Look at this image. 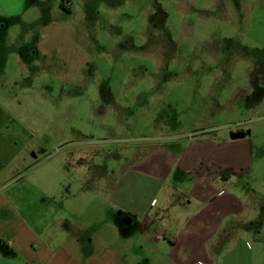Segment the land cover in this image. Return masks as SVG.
Masks as SVG:
<instances>
[{"label": "rangeland", "instance_id": "rangeland-1", "mask_svg": "<svg viewBox=\"0 0 264 264\" xmlns=\"http://www.w3.org/2000/svg\"><path fill=\"white\" fill-rule=\"evenodd\" d=\"M61 2L0 0L8 24L0 30V108L11 127L28 130L41 161L0 194L38 188L59 197L46 209L31 204L36 196L16 202L37 225L54 215L69 222L43 233L57 237L63 258L50 264H85L83 254L64 257L72 233L112 242L98 255L111 253L117 264H181L167 241L120 224L121 191L103 192L86 173L89 164L119 173L126 145L169 144L202 129L247 138L241 189L264 212V91L251 85L260 71L264 88V0H69L72 15ZM197 261L208 264L205 256L189 264ZM210 264H264V216L237 228Z\"/></svg>", "mask_w": 264, "mask_h": 264}, {"label": "crops", "instance_id": "crops-1", "mask_svg": "<svg viewBox=\"0 0 264 264\" xmlns=\"http://www.w3.org/2000/svg\"><path fill=\"white\" fill-rule=\"evenodd\" d=\"M1 20L6 23L2 29H7V22ZM256 73H251L252 86ZM13 119L8 110L0 108V192L8 182L24 180L28 176L26 171L41 162L37 148L28 139V130L11 127ZM217 132L219 130H191L175 134L169 144L126 145V157L121 159L119 173L107 166L98 171L92 164L86 165V173L93 170V178L101 187L104 185L103 192L121 191L120 199L115 201L116 207L122 210L118 217L120 224L125 219L128 227L150 235L151 242L167 241L171 254H175L181 264L201 260L204 256L210 264L225 242L233 238L237 228L252 226L264 216L255 194L250 190H245L244 194L241 189L243 146L251 153V147L249 151L245 145L247 138L226 140L214 134ZM39 148H44V144ZM115 174H119L116 181L120 182V187L116 188L113 185ZM98 189L101 191L100 187ZM29 193L32 195L5 197L0 194V264H17V260L24 264H50L61 259L53 249L57 237H44L43 233L51 225L60 224L65 229L69 222L54 215L49 223L37 225L33 221L37 219L34 213L29 214L28 210L24 216L16 203L17 199L36 196L39 200L32 199L31 204L39 202L40 208L46 209L57 203L59 197L38 188H31ZM66 244L70 246L64 256L68 260H79L84 255L85 264H107L113 257L110 264H117L111 253L98 255L99 250L107 252L112 242H103L101 246L94 244L92 238L72 233Z\"/></svg>", "mask_w": 264, "mask_h": 264}, {"label": "flooded vegetation", "instance_id": "flooded-vegetation-1", "mask_svg": "<svg viewBox=\"0 0 264 264\" xmlns=\"http://www.w3.org/2000/svg\"><path fill=\"white\" fill-rule=\"evenodd\" d=\"M71 2L69 3V0H62L61 2V7L64 11H66L69 15H72L74 13V9L71 7ZM0 19V30H2V26L3 24H5V22ZM34 48L33 47H26V53L29 54V56H31L33 54V56H36V54H34ZM32 58V57H30ZM253 87L256 91H258L260 94H262V92L264 91L263 88V75L260 71H257L256 76H255V81L253 84ZM253 90V89H252ZM122 225L123 226H127L126 225V221L125 219H122Z\"/></svg>", "mask_w": 264, "mask_h": 264}]
</instances>
